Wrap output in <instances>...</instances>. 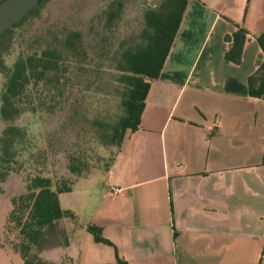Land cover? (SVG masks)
Here are the masks:
<instances>
[{
	"label": "crops",
	"instance_id": "obj_1",
	"mask_svg": "<svg viewBox=\"0 0 264 264\" xmlns=\"http://www.w3.org/2000/svg\"><path fill=\"white\" fill-rule=\"evenodd\" d=\"M263 29L264 0L186 1L139 124L97 194L63 204L79 180L57 194L72 216L58 220L67 243L52 260L264 264V100L246 84L263 59Z\"/></svg>",
	"mask_w": 264,
	"mask_h": 264
},
{
	"label": "trees",
	"instance_id": "obj_2",
	"mask_svg": "<svg viewBox=\"0 0 264 264\" xmlns=\"http://www.w3.org/2000/svg\"><path fill=\"white\" fill-rule=\"evenodd\" d=\"M45 1L39 0L20 20L0 34V72L5 78L0 90V182L11 170V162L19 152L21 131L14 120L25 110L24 99L30 100L27 102L30 109L64 108L68 96L71 100L67 110L78 106L86 88L71 86L70 68L73 65L81 69L84 76L88 75L86 81L96 75L101 61L109 58L113 41L109 31L115 26L114 21L122 8L121 0H106L90 16L93 23L87 30L74 24L54 23L30 32L37 41L36 45L25 47L23 44L25 50L18 51L11 66L6 68L5 52L14 40H24L27 28L22 27L28 19L38 15ZM186 1L157 0L143 7L141 26L135 36L122 39L116 47L111 56L120 85L115 110L110 115L92 118L93 133L102 145L116 146L117 149L124 132L138 126L149 81L160 71ZM256 40L263 59L246 78L247 93L264 100V29L257 34ZM17 45L21 48L20 44ZM65 119H69L68 114ZM83 157L81 149L77 148L67 154V169L75 178L83 172ZM75 178L52 183L48 176L36 174L28 179L23 192L10 197L5 228L15 231L13 249L22 264H74L66 257L56 261L42 259L30 250L33 246L41 250L67 243L65 230L58 220L72 216V212L60 207L57 194L69 190ZM85 228L95 241L110 244L99 226L87 223ZM115 258L120 264H126L117 254Z\"/></svg>",
	"mask_w": 264,
	"mask_h": 264
},
{
	"label": "rangeland",
	"instance_id": "obj_3",
	"mask_svg": "<svg viewBox=\"0 0 264 264\" xmlns=\"http://www.w3.org/2000/svg\"><path fill=\"white\" fill-rule=\"evenodd\" d=\"M122 8L119 16L110 29L112 35V50L109 58L101 61L96 75L89 80L84 72L76 66L70 68V84L74 89L86 88L83 96L79 98L78 106L67 110L71 97H66L64 108L30 109V100L24 99L23 109L14 120L21 131L19 152L11 162L10 169L0 182V264H22L19 254L13 249L15 231L5 228V218L10 207L9 199L12 195L23 192L25 185L36 174L46 175L51 182L61 180L71 181L75 176L67 169V154L73 149H81L84 156V169L75 180L73 191L62 192L59 195L63 204L66 200H77L80 195L87 197L96 195L101 182L105 179L106 168L110 165L116 146L102 145L93 133V117L112 114L115 110L116 94L120 90L117 82V72L112 66L111 56L119 47V42L129 36H135L141 26L142 8L152 5L157 0H121ZM106 0H47L39 8L38 15L31 17L22 28L24 40L10 44L5 52L3 61L6 68L13 63L18 51L25 50L37 43L30 34L32 31L42 29L49 24L77 25L87 30L93 23L90 16L95 10L101 8ZM16 30V29H15ZM34 39V40H33ZM20 44L21 48L17 45ZM41 44V40H39ZM4 76L0 72V90L4 83ZM23 102V100H22ZM68 114L69 119H65ZM2 121L0 120V129ZM71 190V189H70ZM88 208V207H86ZM55 246H48L37 250L33 246L30 253L42 259L52 260L50 250Z\"/></svg>",
	"mask_w": 264,
	"mask_h": 264
},
{
	"label": "water",
	"instance_id": "obj_4",
	"mask_svg": "<svg viewBox=\"0 0 264 264\" xmlns=\"http://www.w3.org/2000/svg\"><path fill=\"white\" fill-rule=\"evenodd\" d=\"M39 0H0V34L20 20Z\"/></svg>",
	"mask_w": 264,
	"mask_h": 264
},
{
	"label": "built area",
	"instance_id": "obj_5",
	"mask_svg": "<svg viewBox=\"0 0 264 264\" xmlns=\"http://www.w3.org/2000/svg\"><path fill=\"white\" fill-rule=\"evenodd\" d=\"M212 131H213V132H215V131H216V129H215V128H212ZM114 189L116 190L117 188H114Z\"/></svg>",
	"mask_w": 264,
	"mask_h": 264
}]
</instances>
